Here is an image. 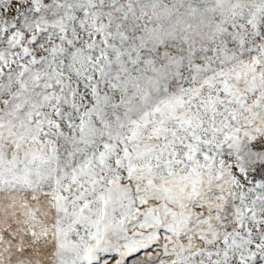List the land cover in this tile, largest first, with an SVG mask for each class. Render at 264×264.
<instances>
[{"label":"snow or ice","instance_id":"snow-or-ice-1","mask_svg":"<svg viewBox=\"0 0 264 264\" xmlns=\"http://www.w3.org/2000/svg\"><path fill=\"white\" fill-rule=\"evenodd\" d=\"M0 264H264V0H0Z\"/></svg>","mask_w":264,"mask_h":264}]
</instances>
